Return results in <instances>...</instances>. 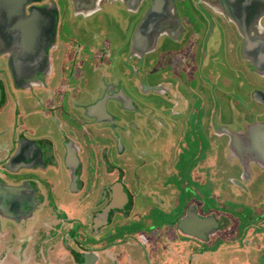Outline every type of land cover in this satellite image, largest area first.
Segmentation results:
<instances>
[{
	"label": "flooded vegetation",
	"instance_id": "1",
	"mask_svg": "<svg viewBox=\"0 0 264 264\" xmlns=\"http://www.w3.org/2000/svg\"><path fill=\"white\" fill-rule=\"evenodd\" d=\"M251 1L0 0L4 264H178L167 261L178 246L208 243L223 223L238 226L226 239L244 256L264 246V187L253 189L264 183V6L241 4ZM213 39L228 45L233 76L211 71ZM217 83L229 102L214 101ZM221 179L247 194L242 211L195 212L212 203L198 191ZM187 184L198 193L189 203Z\"/></svg>",
	"mask_w": 264,
	"mask_h": 264
},
{
	"label": "rangeland",
	"instance_id": "2",
	"mask_svg": "<svg viewBox=\"0 0 264 264\" xmlns=\"http://www.w3.org/2000/svg\"><path fill=\"white\" fill-rule=\"evenodd\" d=\"M217 48V51L215 52L214 55H210V60L212 61V72H223L222 74V79H225V77L227 76V74L230 73L231 76L234 75V73L237 72V70H234V64L230 63L228 60H230L227 56H228V45L226 47V45L223 43V41H217L216 39H213V42L210 46L211 50H215ZM215 56V57H213ZM224 60H226V63L224 64ZM137 62V58L135 57V63ZM222 62V63H221ZM214 64V65H213ZM219 64V65H218ZM190 66H192L191 68L193 69V71L195 70V66L194 64H190ZM219 66V67H218ZM214 69V71H213ZM159 73V77L160 79H164V80H168L170 77H162L161 75L163 73V69H160L158 71ZM215 74V73H214ZM155 75H151L150 79H153L154 82L158 81V79L155 80ZM178 75V72L176 70H174V75L172 74V76H174L176 78V76ZM198 75V74H196ZM199 76V75H198ZM201 78H210V74L207 73V69H206V73H204V75L199 76ZM237 78V77H236ZM221 79V80H222ZM239 79V78H238ZM221 80H217L220 83H224ZM199 84L200 81L198 80ZM217 83L216 84V89L217 90H213L215 92V96H216V100H214L216 102V104H221L224 102H229L228 98H224L223 97V93L228 90V88H222V84ZM226 84V83H225ZM203 89V88H202ZM207 89L210 90L209 88V83L207 84V87L205 89H203V92H201L200 94H209L211 95V92L207 93ZM237 90V86H232L231 87V91H236ZM211 91V90H210ZM22 98V104L25 106H29L30 105V101L29 99H26V97H30L27 95H24L23 93H20L19 95ZM206 96V95H205ZM24 97V98H23ZM160 97H164V96H160ZM207 98V97H206ZM218 99V100H217ZM206 108H208V101L205 103ZM176 109H178V106L176 107ZM182 109L186 110L188 109V105L186 103H183L182 105ZM218 110L222 111L223 109H221L220 107L218 108ZM149 112V111H147ZM222 116L224 114H221ZM138 124V123H137ZM264 125V123H262ZM139 128H144V122L138 124ZM151 130V133H154V136L159 133L160 130L156 129L155 126L149 127ZM264 128V127H263ZM147 131V128H144ZM141 138H148L147 132L140 134ZM142 140V139H141ZM158 141L162 142V139L158 137L157 139ZM156 141V140H153ZM153 141L150 140V143L148 144V148L149 150H152V148H157L158 143H155L153 145ZM219 147V145H218ZM213 149L217 150L215 145L213 146ZM192 157V154H191ZM228 170V169H227ZM198 171H200V169H198ZM195 173H193L192 176H196L194 175ZM199 175V173H197ZM194 181H196V183H199L201 185H204L207 183V181L204 178H201V176L199 175L198 177H195L193 179ZM253 181V180H252ZM254 184V185H253ZM253 189L254 191H260L263 189L264 187V183L261 184L258 179L254 180L253 182ZM221 187H220V186ZM219 185L218 182L216 180H211L209 183V187H208V191H202L201 189L198 191V193H204L206 192V196H209L212 199V203L210 205L207 206L204 204H198L195 207H193L194 211L197 212L200 211V213H205L206 209L209 211V213L211 212H219V213H226L229 214L231 216H233L234 218L235 215H237L240 211L242 210H238L236 207V205H238L236 203V201L238 200V198H240V200L246 198L247 194H245V192H241L238 191L236 189H234L232 192L237 196L231 195V192L228 191L227 189L225 190V186H226V181H224L223 179H221L219 181ZM184 192L183 195L184 197L181 199V201H185L187 203H189V201L195 197L198 193L196 191H194V189H191V186L189 184L184 185L183 187ZM211 189L213 190V192L211 191ZM248 190V188H247ZM234 198H236V200L234 201ZM200 199L206 201L208 200L207 197H204V199L202 197H200ZM177 199L174 201L176 202ZM167 202V200H166ZM207 202V201H206ZM242 204V203H241ZM230 210V211H229ZM258 210V208H257ZM239 216V215H238ZM158 218V216H156ZM215 217L218 218L219 220H221V215L215 213ZM240 219H242V217L239 216ZM216 223V221H214ZM168 223V228H170V224ZM238 223V221L236 222ZM239 224V223H238ZM161 224L158 223V227L157 229H155V233H151L149 231H145L144 232V236L146 239L149 238H153V237H157V231L159 230ZM219 226L222 228V230L220 231L219 235L217 237H213L212 239L208 242V243H200L199 246L197 247V244H195L194 242L192 243H185V244H181L180 246H178L177 250H176V254H177V259L176 260H167L169 263H173L174 261H176L178 264H186L190 262V264H253L252 262H256L255 264H264V246L262 248H256L254 246H251L248 249L247 255H243L242 249H246L240 242L237 244L236 239L232 238L231 240L226 239V236L228 234L230 235H234L237 236L238 235V226L237 228L235 227H230L229 224L227 223H223V224H219ZM264 228V225H263ZM172 233H174L173 231H171ZM171 233V234H172ZM120 236V235H118ZM166 239V234L162 233L159 237L160 242H163ZM231 242V243H229ZM235 242V243H234ZM258 242V241H257ZM214 243V247H211L210 244ZM237 244V245H235ZM134 252V251H133ZM139 251H135L134 253L137 254ZM131 251L128 253H122V254H130ZM120 254V253H119ZM138 255V254H137ZM122 256V255H121ZM247 256H250L249 258ZM261 257V261L259 259H254L257 257ZM120 261V260H119ZM117 264H124V262H118Z\"/></svg>",
	"mask_w": 264,
	"mask_h": 264
},
{
	"label": "water",
	"instance_id": "3",
	"mask_svg": "<svg viewBox=\"0 0 264 264\" xmlns=\"http://www.w3.org/2000/svg\"><path fill=\"white\" fill-rule=\"evenodd\" d=\"M241 4H244V6H245V8H247V10H248V8H251V9H254V11L256 12V13H258V11L262 8V6H264V0H253V1H251V2H246V3H241ZM32 12V11H31ZM31 12H30V14H31ZM33 16V14L32 15H27L26 16V18H29V21H31V17ZM31 40H28L27 39V42H26V44H24V46H25V50H28L27 48H30V46H31ZM251 130V129H250ZM253 135H254V138H255V141L256 142H258L259 141V136L260 135H262V133L261 132H259V131H256L255 130V128H253ZM254 149L255 150H258V149H256L255 147H254ZM264 149L262 148V150H260L261 152L263 151ZM234 157H237V158H239L240 157V159H241V156L239 155V153L237 152V151H235V156Z\"/></svg>",
	"mask_w": 264,
	"mask_h": 264
},
{
	"label": "crops",
	"instance_id": "4",
	"mask_svg": "<svg viewBox=\"0 0 264 264\" xmlns=\"http://www.w3.org/2000/svg\"><path fill=\"white\" fill-rule=\"evenodd\" d=\"M7 246V245H6ZM6 246H4L2 249H0V264H4V263H6V259H8L7 257H3L2 255H4L5 254V247ZM28 253V252H27ZM26 253V254H27ZM29 261L33 264V257L32 256H29ZM22 260H24V259H22ZM255 260H256V258H255ZM11 264H17L16 263V261L15 260H13L12 262H11Z\"/></svg>",
	"mask_w": 264,
	"mask_h": 264
},
{
	"label": "trees",
	"instance_id": "5",
	"mask_svg": "<svg viewBox=\"0 0 264 264\" xmlns=\"http://www.w3.org/2000/svg\"><path fill=\"white\" fill-rule=\"evenodd\" d=\"M236 222H237V220H236Z\"/></svg>",
	"mask_w": 264,
	"mask_h": 264
}]
</instances>
